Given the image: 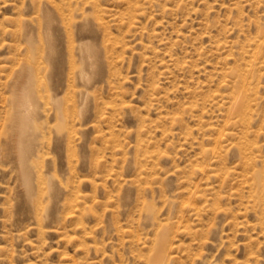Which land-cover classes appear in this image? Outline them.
Listing matches in <instances>:
<instances>
[{
	"label": "rangeland",
	"instance_id": "374dc122",
	"mask_svg": "<svg viewBox=\"0 0 264 264\" xmlns=\"http://www.w3.org/2000/svg\"><path fill=\"white\" fill-rule=\"evenodd\" d=\"M262 39L264 0H0V264H264Z\"/></svg>",
	"mask_w": 264,
	"mask_h": 264
},
{
	"label": "bare ground",
	"instance_id": "6f19581e",
	"mask_svg": "<svg viewBox=\"0 0 264 264\" xmlns=\"http://www.w3.org/2000/svg\"><path fill=\"white\" fill-rule=\"evenodd\" d=\"M262 41H264V39H262ZM18 74H19V76L17 78V85L15 83L18 91H16V89H14L16 92H15V96H13L14 98H12V99H14V106H12V107H14L15 112L13 111L14 117L10 122V128H11L10 132L14 136V140L16 142L18 151H20L18 153L20 163H23L22 162L23 161L22 160V153H21L23 143L25 142L27 135L31 132H32V134L35 133L33 131L36 130V127L34 125L35 123L33 124L31 122L29 114L32 111V108H34V106L36 104V101H37L36 100L37 99L36 94L37 93L35 94V91H34V89H35L34 88L35 76L33 73L32 66H29V65L24 66L23 69ZM14 90H13V92H14ZM59 109H60V107H59ZM13 112H12V115H13ZM59 114H58V116H59ZM28 141H29V139H28ZM24 158H25V156H24ZM21 166H23V165H21ZM161 244L160 245L158 244L160 247H158L157 254H155L154 258H151L152 261L150 264H159L160 259H161V258L159 259V257L161 255L159 256L158 253H159V249H161V246H162Z\"/></svg>",
	"mask_w": 264,
	"mask_h": 264
}]
</instances>
